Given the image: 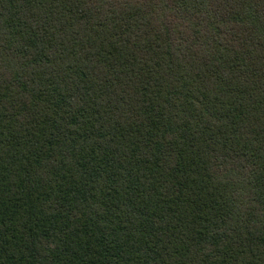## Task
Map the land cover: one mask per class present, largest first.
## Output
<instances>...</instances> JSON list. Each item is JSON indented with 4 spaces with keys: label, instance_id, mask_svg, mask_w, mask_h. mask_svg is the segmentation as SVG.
Masks as SVG:
<instances>
[{
    "label": "trees",
    "instance_id": "obj_1",
    "mask_svg": "<svg viewBox=\"0 0 264 264\" xmlns=\"http://www.w3.org/2000/svg\"><path fill=\"white\" fill-rule=\"evenodd\" d=\"M0 264H264V0H0Z\"/></svg>",
    "mask_w": 264,
    "mask_h": 264
}]
</instances>
